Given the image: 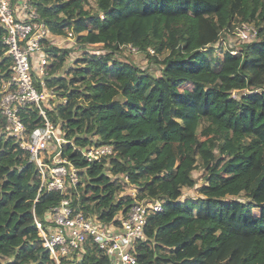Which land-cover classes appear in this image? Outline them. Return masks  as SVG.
<instances>
[{
    "label": "trees",
    "instance_id": "1",
    "mask_svg": "<svg viewBox=\"0 0 264 264\" xmlns=\"http://www.w3.org/2000/svg\"><path fill=\"white\" fill-rule=\"evenodd\" d=\"M30 3L53 36L71 32L84 50L65 70L76 47L44 41L46 84L57 98L47 117L72 142L62 156L82 170L81 183L39 194V167L8 135L0 109V264H56L36 222L46 227L65 198L105 225H120L136 202L160 200L163 211L148 217L134 246L140 264H264V0ZM242 24L256 38L230 45L224 59L210 56ZM5 33L0 24V93L13 64ZM129 46L147 68L129 59ZM19 115L28 135L45 126L34 106ZM92 144L114 153L89 163L82 150ZM186 188L200 198L184 197ZM60 264L110 262L89 240L81 257Z\"/></svg>",
    "mask_w": 264,
    "mask_h": 264
},
{
    "label": "built area",
    "instance_id": "2",
    "mask_svg": "<svg viewBox=\"0 0 264 264\" xmlns=\"http://www.w3.org/2000/svg\"><path fill=\"white\" fill-rule=\"evenodd\" d=\"M40 19L30 0H0V24L6 31L3 43L7 47V54L13 59L11 76L1 85L0 109L7 121L5 130L8 135L16 138L21 147L31 153L39 167V194L44 188L49 192L64 193L69 187L81 183L82 170L62 156L63 145L72 142L66 140L60 128L53 126L47 117L46 109L51 110L53 105L47 101L51 92L46 84L49 60L45 54L44 41L52 43L51 39L55 36ZM236 30L242 42L252 41L257 36L251 25L242 24ZM68 35L72 36V33ZM150 52L154 54L153 50ZM34 73L38 75V82L35 81ZM235 94L233 96L236 98ZM24 106L36 107L45 119V126L30 135L26 133V126L19 115L20 108ZM50 143H55V146L47 158L43 153L49 151ZM82 151L89 163L114 153L112 146L97 144ZM132 195L136 193L132 192ZM72 204V198L63 199L47 214L46 227L36 222L42 245L56 264H60L62 257H81L89 240L104 251L110 264H140L133 251L135 243L144 238L148 217L164 209L160 200L136 202L126 215L120 214V225H105L95 221L94 217L77 212Z\"/></svg>",
    "mask_w": 264,
    "mask_h": 264
},
{
    "label": "rangeland",
    "instance_id": "3",
    "mask_svg": "<svg viewBox=\"0 0 264 264\" xmlns=\"http://www.w3.org/2000/svg\"><path fill=\"white\" fill-rule=\"evenodd\" d=\"M243 35L244 33H242V36ZM239 37H240V33L236 29L231 32L225 33L221 41L223 44L226 42L227 44L223 45L222 43L219 42L217 45H215V47L212 48L213 49L212 52L209 53L210 56H212L213 58L220 57L224 59L225 57H227L228 51L231 50L230 45L231 46L235 45L237 49H239V47L242 45V41L239 39ZM51 40H52V44L57 46L58 48H68L69 49V48L76 47L75 51L71 54V56L67 60L65 70L68 69L69 67H74L75 66L74 61L78 59L79 57H82L83 52H84L83 49L77 48L76 38H74L73 35L72 36L68 35V36H63V37L55 36ZM130 47L131 46H129V49L127 51V55L129 56V59L133 61L134 63H136L137 65L143 68H147L149 66L147 57L144 54L137 52V49L133 47L130 48ZM89 50L92 51L94 49L89 48ZM159 59L162 60L163 56H160ZM235 96L238 97V94H235ZM47 101L49 104L54 105L57 102V98L51 93L50 96L47 98ZM53 151L54 149L51 147L49 151L43 153V155L48 158L49 153L51 154ZM193 177L198 181L199 185L203 183L201 179L202 171H195L193 173ZM130 192L136 193V189L133 187L132 189H130L129 193ZM184 197L189 198V199H194L195 201L200 198V196L198 195V192L195 189H187V188L184 189Z\"/></svg>",
    "mask_w": 264,
    "mask_h": 264
}]
</instances>
